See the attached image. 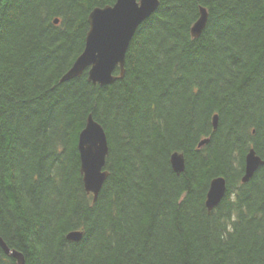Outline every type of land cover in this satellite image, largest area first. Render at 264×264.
Wrapping results in <instances>:
<instances>
[{"label":"trees","instance_id":"1","mask_svg":"<svg viewBox=\"0 0 264 264\" xmlns=\"http://www.w3.org/2000/svg\"><path fill=\"white\" fill-rule=\"evenodd\" d=\"M116 2L0 0V236L27 264H264V165L243 183L248 153L264 161V0H160L124 78L63 81L93 10ZM90 116L110 145L96 201L79 152ZM0 264L17 261L0 247Z\"/></svg>","mask_w":264,"mask_h":264},{"label":"water","instance_id":"2","mask_svg":"<svg viewBox=\"0 0 264 264\" xmlns=\"http://www.w3.org/2000/svg\"><path fill=\"white\" fill-rule=\"evenodd\" d=\"M160 6V0H117L113 6L96 8L89 17L90 29L86 38L83 53L76 60L72 68L64 75L63 81L81 77L87 70L89 81L101 86L114 84L118 77L126 74V60L130 45L139 27L147 21ZM208 12L201 10V17L192 29L195 38H199L206 28ZM59 24V20H56ZM219 117H214V128L218 127ZM209 143L206 139L200 147ZM79 152L81 159V173L84 177L85 189L98 199L109 173L105 171L110 145L105 128L92 116L87 120L85 129L79 137ZM172 167L180 175L186 170L185 157L175 153L171 159ZM264 161L255 150H251L246 157V168L243 183H248ZM228 190L227 180L223 177L215 178L209 187L207 208L212 212L222 202ZM80 231L68 235L70 241L78 242L83 238ZM0 247L6 255L14 258L17 264H27L24 254L11 249L0 236Z\"/></svg>","mask_w":264,"mask_h":264}]
</instances>
